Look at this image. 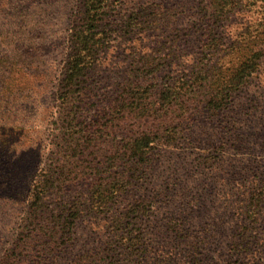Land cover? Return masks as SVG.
<instances>
[{
    "label": "rangeland",
    "instance_id": "374dc122",
    "mask_svg": "<svg viewBox=\"0 0 264 264\" xmlns=\"http://www.w3.org/2000/svg\"><path fill=\"white\" fill-rule=\"evenodd\" d=\"M32 1L24 6L31 15L25 30L10 24L0 27L7 35L0 40V60L15 64L16 92L24 98L15 104L10 120L25 124L16 140L30 169L39 161L52 164L63 149L59 125L50 115L53 106L57 109L52 93L65 70L69 34L79 9L77 0H42L46 7L39 11ZM200 1L109 0L104 46L88 80V123L96 109L121 95L144 69L158 67L154 83L178 86L208 60L223 57L221 62L227 64L244 51L235 46L244 42L247 32L253 36L264 0H243L218 24L203 18ZM33 25L36 29H28ZM7 30H16L15 36ZM211 40L218 43L214 57L204 47ZM232 43L235 46L227 51ZM190 107L181 126V121L170 123L178 127L180 137L154 150L129 195L103 214L84 212L67 245L41 234L29 241L30 264H228L240 258L234 251L237 244L242 245V261L264 263V202L259 222L249 224L247 217L253 188L264 180V60L224 111L211 113L205 101ZM8 109L0 110V121H7ZM149 127L124 120L114 133V151L123 138ZM92 180L88 174L73 182L60 203L77 199L85 204ZM130 206L136 207V218H127ZM19 217L0 210V260L13 241Z\"/></svg>",
    "mask_w": 264,
    "mask_h": 264
},
{
    "label": "trees",
    "instance_id": "16d2710c",
    "mask_svg": "<svg viewBox=\"0 0 264 264\" xmlns=\"http://www.w3.org/2000/svg\"><path fill=\"white\" fill-rule=\"evenodd\" d=\"M28 1L0 0V27L10 24L16 25L18 31L25 30L26 25L30 24L26 21L30 11L24 7ZM242 1L201 0L200 12L203 18L218 24ZM41 2L33 0V9L42 11L46 5ZM108 3L109 0H77L79 9L74 15L69 34L65 70L52 93L57 109L53 106L50 115L59 125L63 147L56 153L52 164L42 165L39 161L31 169L26 165V154L18 149L21 146H17L16 140V136L24 132L25 124L10 120L15 104H20L24 98L16 92L19 83L12 74L15 64L0 60V110L9 108L7 121H0V210L20 216L18 229L13 233V241L0 264H30L27 253L31 246L29 241L38 239L40 234L63 245L71 243L84 212L100 215L109 211L117 199L129 195L131 188L137 186L134 180L141 179L138 174L149 166L154 150L177 141L181 132L171 124L181 121L178 124L181 126L191 105L205 101V107L211 113L224 111L231 103L233 94L243 89L258 73L264 60L263 9L253 36L248 37L247 32L248 39L243 38L242 44L235 46L232 43L228 47L227 51H231L233 46L244 50L238 51L239 55L235 60L228 61V65L221 62L223 57L218 61V57L214 61L210 59L178 86L170 82L154 83L158 67L144 69L135 75L136 79L130 81L121 95L105 107L96 109L95 119L88 123L84 117L91 106L88 103L91 94L88 80L104 46V27L110 19L106 11ZM16 9L19 12L14 13ZM37 22L41 25L42 20ZM28 29L34 30L36 25ZM4 31L0 30V40L7 36ZM8 32L10 36H15L16 30ZM214 41L204 45L212 57L215 56L212 50L218 47ZM4 43L7 44V40H2ZM229 54L225 53L226 58ZM182 86L186 89L182 90ZM124 120L135 121L142 128L150 123L151 127L123 138V142L117 146L118 150L114 151V133ZM25 173L27 178L21 180ZM88 174L93 180L91 195L86 203L72 199L61 204L59 198L66 189ZM250 199L247 217L250 218L249 224H255L259 222L261 204L264 202V180L253 188ZM130 212L127 218L133 219L136 207L130 206ZM241 248V244L234 247L240 258L228 264H264L242 261L243 254L238 251Z\"/></svg>",
    "mask_w": 264,
    "mask_h": 264
}]
</instances>
